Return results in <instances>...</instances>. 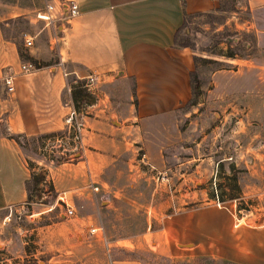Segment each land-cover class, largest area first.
Segmentation results:
<instances>
[{
	"label": "rangeland",
	"instance_id": "rangeland-1",
	"mask_svg": "<svg viewBox=\"0 0 264 264\" xmlns=\"http://www.w3.org/2000/svg\"><path fill=\"white\" fill-rule=\"evenodd\" d=\"M242 1L227 0L224 3L230 9L210 10L185 18L176 42L192 50L191 96L174 114L175 131L166 135L168 140L165 139L164 144L167 146L161 151L164 167L157 171L139 142L119 151L116 168L126 169L124 163L132 159L144 176L132 182L120 180L118 185L125 190V199L101 197L90 213L94 214L95 222H83V234L90 239L104 242L127 239L136 248L125 252L108 246L112 253L110 258L132 259L135 261L132 264H264V246H244L251 239L264 237V115L258 114L257 93L260 85L254 83L253 76L232 72L223 74L218 86L211 81L214 71L229 70L233 65L225 62L227 53L236 55L231 58L258 59L254 36L246 31L244 23L250 18L246 10L233 7ZM44 4L45 0H0V16H7L0 21L2 35L16 41L22 55L27 54L28 58L32 54L30 57L37 60L28 59L34 62L30 64L36 69L42 63L57 61L58 43L55 41L49 49L48 42L49 38L58 37L57 27L62 28L64 24L61 21L47 24L38 19L28 23L25 16L35 17L36 9H43ZM19 8H27L28 13L17 15ZM25 34L33 36L28 47L23 43ZM8 72L2 69L1 76ZM81 85V82L72 85V91H83L85 96L71 98V102L83 113V106L94 105L96 100ZM243 89L251 90L250 100L243 99ZM68 98L64 92L63 106L68 105ZM84 112L89 117L87 111ZM87 132L88 129L85 135ZM4 136L21 150L27 167L34 169L31 175L37 183L31 180V175L26 181L28 205L23 206L24 212L17 216L18 207L13 206L4 211L7 214L0 220V237H3L0 263L3 254L10 253L7 257L10 264H56V261L63 264L67 260L64 255L49 259L51 246L59 244L53 240L72 235L71 227L89 212H82L73 194L56 193L47 168L81 161L85 140L81 147L73 149L64 124L61 132L52 135ZM142 155L145 160H140ZM38 160L42 161L39 166L36 165ZM111 175L109 171L104 172V179L110 182ZM58 197L72 208L73 216L64 215L65 208ZM107 202L110 208L106 207ZM182 221H190L187 229L181 225ZM196 222L202 224V228L193 226ZM90 227L100 228L101 234L89 235ZM226 227L233 234V240H229L234 246L228 245L226 234H220L223 238L219 241L226 251V256H219L222 261L210 262L209 259L216 256L212 251H202L200 245L193 249V244L203 242L205 245L206 241L211 248L212 241L218 242L219 229L224 231ZM182 244L191 245L178 246ZM96 252L97 260L92 263L111 264L104 260L105 254L99 248ZM73 262L71 264H80L82 260Z\"/></svg>",
	"mask_w": 264,
	"mask_h": 264
},
{
	"label": "crops",
	"instance_id": "crops-1",
	"mask_svg": "<svg viewBox=\"0 0 264 264\" xmlns=\"http://www.w3.org/2000/svg\"><path fill=\"white\" fill-rule=\"evenodd\" d=\"M74 1L78 14L67 23H61L62 28L58 25L60 33L56 39L49 38V49L55 41L58 43L57 61L54 64L42 63L32 73L18 72L21 63H29L24 60L27 54L22 55L21 59L15 41L4 37L0 31V77L4 68L14 76L12 94L7 95L0 85V220L4 219L7 214L4 211L8 207L23 208L28 205L24 183L34 170L27 167L21 150L4 135L37 137L62 131L66 114L62 104L65 80L56 66L61 61L70 74L68 78H72L69 81L95 76L93 95L96 103L87 104L88 132L83 139L81 161L76 160L74 165L61 163L47 168L56 193L73 194V200H77L82 212H89L83 215L82 221L71 227L72 235L53 240V243L59 244L51 246L49 259L64 255L67 260L63 264H71L76 259L82 260L80 264H94L92 261L97 260L94 258L96 248H99L105 254L104 260L111 264H132L135 262L132 259L110 258L112 253H109L112 247L131 252L136 249L131 241L90 239L83 234V222H95L94 214L91 216L90 213H93L96 201L101 197L125 199V190L118 185L120 180L132 182L144 176L132 159L124 163L126 169L116 168L119 151H125L131 144L139 142L149 163L157 171L164 167L161 151L167 146L164 144L165 139L168 140L167 133L174 132L177 127L174 114L190 99V75L194 71L192 50L173 43L174 32L183 21L181 2L184 12L192 15L210 10L220 11L217 10L220 0ZM46 2H61V8L64 7V0ZM233 7L235 10H246L250 18L244 23L246 31L254 36L258 59L228 58L225 62L233 65L229 70L214 71L211 81L218 86L220 77L231 72L244 74V77L253 76L254 83L260 85L257 92L260 100L258 114L263 116L264 0H243ZM19 11L17 15L28 13L27 8H19ZM230 13L235 14L234 11ZM6 17L0 16V21ZM25 17L30 24L36 21L33 16ZM30 55L28 58L34 61L35 58ZM242 94L243 99L250 100L252 92L243 89ZM112 114L117 125L110 122ZM41 162L36 161V165L39 166ZM108 171L112 173L110 182L104 179V172ZM92 186L97 189L96 192H92ZM107 203L106 207L110 208L111 204ZM181 225L187 229L190 221H182ZM193 226L202 228L199 222ZM223 230L219 229L218 242L211 240V248L202 237L206 244H193V249L200 245L202 251L214 253L216 257L212 259L222 261L219 256H226V251L219 241V238H223L219 237L220 234H226L228 245L231 248L234 246L229 240L233 234L227 227ZM77 231L79 235H76ZM244 246H264V237L251 239ZM231 251L234 254L233 249ZM8 256L10 253H4L0 264H10ZM56 264L60 263L56 261Z\"/></svg>",
	"mask_w": 264,
	"mask_h": 264
},
{
	"label": "built area",
	"instance_id": "built-area-1",
	"mask_svg": "<svg viewBox=\"0 0 264 264\" xmlns=\"http://www.w3.org/2000/svg\"><path fill=\"white\" fill-rule=\"evenodd\" d=\"M63 9L62 3L58 2L56 3H51V2H46L43 6V9L37 10L35 13V18L38 20H42L46 22L47 24H52L53 22L56 21H61L63 23H67L68 20L75 15L78 14V6L75 3L74 0H64L63 2ZM23 43L25 46H30L32 44V38L28 35L23 36ZM56 66L59 68L62 77L65 80V87H64V92L69 96L68 98V105L64 104V107L66 108V114L64 115L63 118V124L65 126V129L67 133L69 134V139L71 140L73 149L77 147L82 146L83 139L85 138V132H86V116L85 112L87 110V106L84 105L83 107V113L77 111L74 106L72 105L71 102V91L74 89L72 85L76 84L77 82H81V87L85 88L86 92H89L90 96H93L94 94V84H95V76H86L82 79H77L74 78L72 81L68 80V76L70 75L66 69L63 67V64L61 61H58L56 63ZM36 71V68L32 66L30 63H21L18 66V72L20 74H29ZM67 78V79H66ZM14 76L11 73H5L3 76L0 78V83L1 87L3 88V91L7 94L10 95L14 91ZM140 160H145L144 156H141ZM92 191L96 192V188H92ZM60 202L63 204L65 208V213L64 215L67 217L73 216V210L70 206H68L64 201H62V197H58ZM17 210V211H16ZM15 210V214L18 216L21 214V212H24L23 208H18ZM11 211L8 212V216L6 217L9 218V214ZM88 234L89 235H95V234H101V229L100 228H95V227H90L88 229Z\"/></svg>",
	"mask_w": 264,
	"mask_h": 264
},
{
	"label": "trees",
	"instance_id": "trees-1",
	"mask_svg": "<svg viewBox=\"0 0 264 264\" xmlns=\"http://www.w3.org/2000/svg\"><path fill=\"white\" fill-rule=\"evenodd\" d=\"M225 1H227V0H220V4H219V7L217 8V10H227V9H230L231 7L230 6H228L226 3H224ZM181 7H182V16H183V21H182V23H181V25L175 30V32H174V35H173V43L175 44V45H178V46H186L185 44H178L177 42H176V39H177V37H178V34L180 33V31H181V29L184 27V22H185V18L186 17H188V16H190V15H188V14H186L185 12H184V9H183V2H181ZM197 14H200V13H197ZM5 37V36H4ZM15 43L17 44V47H18V43L15 41ZM18 53L20 54V58L22 59V54H21V52H20V49L18 48ZM233 55H235L234 53H227L226 54V57L227 58H231V57H233ZM24 60H26L27 62H29V63H34L32 60H30V59H28L27 57H24ZM191 76V75H190ZM69 79H72V78H69ZM80 95H83V96H85V93L83 92V91H72V93H71V98H73V99H75V98H77V97H79ZM87 97V96H86ZM73 99H72V101H73ZM31 180H34V182L35 183H37L36 181H37V179H35V176L34 175H31ZM24 187H25V189H26V193H27V198H28V186H27V182H25L24 183ZM209 259V258H208ZM198 260V259H197ZM212 260L213 261H217L216 259H209V261L210 262H212Z\"/></svg>",
	"mask_w": 264,
	"mask_h": 264
},
{
	"label": "water",
	"instance_id": "water-1",
	"mask_svg": "<svg viewBox=\"0 0 264 264\" xmlns=\"http://www.w3.org/2000/svg\"><path fill=\"white\" fill-rule=\"evenodd\" d=\"M110 122H111V124H113V125H117V123H116V118H115V115H114V114H112V115L110 116ZM179 246H181V247H187V246H190V244H183V245H179Z\"/></svg>",
	"mask_w": 264,
	"mask_h": 264
}]
</instances>
